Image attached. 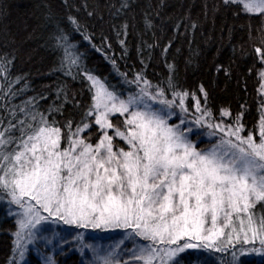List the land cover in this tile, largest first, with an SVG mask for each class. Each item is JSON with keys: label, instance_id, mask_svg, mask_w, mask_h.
I'll return each mask as SVG.
<instances>
[{"label": "snow or ice", "instance_id": "1", "mask_svg": "<svg viewBox=\"0 0 264 264\" xmlns=\"http://www.w3.org/2000/svg\"><path fill=\"white\" fill-rule=\"evenodd\" d=\"M223 4L264 17V0ZM55 40L67 56L69 36L58 29ZM255 52L264 65V49ZM70 62L79 68L78 58ZM84 75L90 103L77 102L70 116L62 107L41 113L17 106L18 113L6 104L2 110L0 197L9 211L17 208L7 264L24 261L32 244L51 243L44 233L61 223L122 231L103 254L87 246L99 255L93 264H208L210 252L227 257L224 264H264V98L258 124L248 131L243 112L222 108L217 119L202 85L203 103L171 79L166 88H154L143 71L131 80L123 74L135 85L127 96ZM259 75L264 80V71ZM260 92L264 97V83ZM193 125L209 130L210 147L193 142L199 135ZM81 239L77 232L76 242ZM129 245L124 260L120 253ZM44 264L57 262L49 256Z\"/></svg>", "mask_w": 264, "mask_h": 264}, {"label": "trees", "instance_id": "2", "mask_svg": "<svg viewBox=\"0 0 264 264\" xmlns=\"http://www.w3.org/2000/svg\"><path fill=\"white\" fill-rule=\"evenodd\" d=\"M58 29L70 38L67 56L55 40ZM256 47L264 49V17L225 6L223 0H0V117L6 104L18 113L17 106L41 113L62 107L70 116L78 104L90 103L85 71L125 96L135 85L126 83L123 74L131 80L143 71L153 86L166 88L171 79L178 91L195 93L203 103L202 85L216 117L222 108L233 115L243 112V124L255 129L264 98L259 75L264 65ZM73 58L79 68L71 64ZM6 199L0 197V264L12 255L16 231ZM58 228L63 234L56 232L54 251L51 245L29 249L19 264H44L49 256L57 264H83L88 231L62 223ZM68 232L82 233V239L68 244ZM95 238L111 244L114 237ZM206 260L224 264L220 254L210 252Z\"/></svg>", "mask_w": 264, "mask_h": 264}, {"label": "rangeland", "instance_id": "3", "mask_svg": "<svg viewBox=\"0 0 264 264\" xmlns=\"http://www.w3.org/2000/svg\"><path fill=\"white\" fill-rule=\"evenodd\" d=\"M155 88V86H153ZM169 98H171V95H169ZM186 103H188L189 105H191L192 101H191V98L189 97V99L186 101ZM189 111L190 113H193L194 112V109L191 108V106L189 107ZM220 116V115H219ZM216 117L217 119L219 118ZM189 120H191V115L189 116ZM178 123V121H177ZM245 126V125H244ZM193 129L194 131H197L199 133V135H194L191 137V139L193 140L194 143L197 144L198 148L200 149H204V148H208L211 146V143L213 142V138L212 137H209L208 135V132L209 130L207 128H200L199 126H196V125H193ZM245 129L248 130V131H252L254 129H249L245 126ZM202 141V142H201ZM11 207V213L14 215V213L17 211V208L15 205H12L10 206ZM258 214H259V211H258ZM51 228V231L49 232H45L44 235L48 238H50L52 240L51 243L49 244H45L43 241H40L38 243H35V244H32L29 246V249H34V250H37V249H41L44 248V247H47V246H53V249L52 251H54V245H56L57 243H54V239H59L57 237V233L59 234H63L60 229L58 227H54V225H50L49 226ZM88 231V234L90 237L88 238H91L92 241H89L88 238H86L85 240L87 241L86 243H84L83 247H82V250H81V256H82V259H83V264H93V261H96L99 259V255H95L92 250L90 248H88L87 246L88 245H92L93 247L96 248L97 250V253H100V254H103L104 252H107L110 248L114 247L115 245L118 244V242L121 240L122 238V231L121 230H100V229H87ZM57 232V233H56ZM72 233L69 234V232L64 236L65 237V241L64 242H68V244H70L71 242H74L75 239V234L74 233L73 235H71ZM96 234H102L103 236H110L111 238L114 237L112 239L111 244H108L107 242L104 243V244H101V242H99L98 244V241H96ZM74 236V238H73ZM95 238V240H94ZM92 242V243H91ZM75 249H78V247H74L72 246L70 249L71 250H74ZM131 248V245H129V247L127 249H124L123 251H121L120 255L121 257L124 259V260H128L129 257L127 255H124V252L126 251H129ZM70 250V251H71ZM92 254V257L90 258L89 255ZM224 259H227V257H224Z\"/></svg>", "mask_w": 264, "mask_h": 264}]
</instances>
